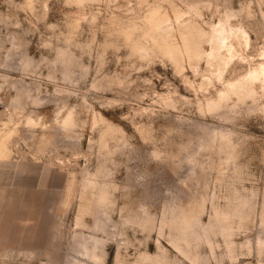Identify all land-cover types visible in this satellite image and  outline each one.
<instances>
[{"label": "rangeland", "instance_id": "1", "mask_svg": "<svg viewBox=\"0 0 264 264\" xmlns=\"http://www.w3.org/2000/svg\"><path fill=\"white\" fill-rule=\"evenodd\" d=\"M262 67L264 0H0V264H264Z\"/></svg>", "mask_w": 264, "mask_h": 264}, {"label": "bare ground", "instance_id": "2", "mask_svg": "<svg viewBox=\"0 0 264 264\" xmlns=\"http://www.w3.org/2000/svg\"><path fill=\"white\" fill-rule=\"evenodd\" d=\"M261 71V70H260ZM261 73H264V67H262V71H261Z\"/></svg>", "mask_w": 264, "mask_h": 264}]
</instances>
